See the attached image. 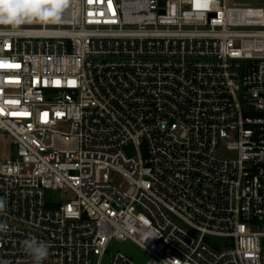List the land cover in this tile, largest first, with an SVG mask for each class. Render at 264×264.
<instances>
[{
    "label": "built area",
    "instance_id": "1",
    "mask_svg": "<svg viewBox=\"0 0 264 264\" xmlns=\"http://www.w3.org/2000/svg\"><path fill=\"white\" fill-rule=\"evenodd\" d=\"M26 5L0 24V264H32L29 237L43 264H136L114 241L147 264H264L258 0Z\"/></svg>",
    "mask_w": 264,
    "mask_h": 264
},
{
    "label": "clouds",
    "instance_id": "2",
    "mask_svg": "<svg viewBox=\"0 0 264 264\" xmlns=\"http://www.w3.org/2000/svg\"><path fill=\"white\" fill-rule=\"evenodd\" d=\"M28 5L26 4H19V5H10V4H3L2 7H0V24H16L15 20H12L9 18V13L12 12L14 8H24ZM48 11L43 12L42 15L33 17V20H51L55 16L54 10H52L51 5L48 6ZM48 13H51L52 15H47ZM47 16V18H45ZM21 23L26 22L25 20H20ZM6 210V201L3 198H0V214H3ZM8 231V225L6 223L0 222V232H7ZM157 235H150L145 238L148 239L149 237H153ZM23 250L30 256L32 260V264H43V262L48 258L49 256V245L42 240L37 239L36 237H29L28 239H25L22 241Z\"/></svg>",
    "mask_w": 264,
    "mask_h": 264
},
{
    "label": "rangeland",
    "instance_id": "3",
    "mask_svg": "<svg viewBox=\"0 0 264 264\" xmlns=\"http://www.w3.org/2000/svg\"><path fill=\"white\" fill-rule=\"evenodd\" d=\"M258 3L264 7V0H258ZM12 139L9 135L0 132V159H9L11 156V145ZM223 158H231L232 155L229 153H223ZM117 253H122L133 260L136 264H147L149 256L145 251L138 247L133 242H117L114 241L107 253V257L116 255ZM107 262V260H106Z\"/></svg>",
    "mask_w": 264,
    "mask_h": 264
},
{
    "label": "snow or ice",
    "instance_id": "4",
    "mask_svg": "<svg viewBox=\"0 0 264 264\" xmlns=\"http://www.w3.org/2000/svg\"><path fill=\"white\" fill-rule=\"evenodd\" d=\"M39 3H51L54 2V0H37ZM62 2V0H61ZM93 0H89V3H92ZM0 3L2 4H10V5H19L21 3L27 4L29 3V0H0ZM109 7H111V0H109ZM13 16H15V12L12 10ZM91 15V13H89ZM47 15H52L51 13H48ZM47 18V16H45ZM58 18V17H57ZM0 66H2V63H0ZM15 67H18V65H15Z\"/></svg>",
    "mask_w": 264,
    "mask_h": 264
},
{
    "label": "water",
    "instance_id": "5",
    "mask_svg": "<svg viewBox=\"0 0 264 264\" xmlns=\"http://www.w3.org/2000/svg\"><path fill=\"white\" fill-rule=\"evenodd\" d=\"M235 3H240V4H255L256 0H234Z\"/></svg>",
    "mask_w": 264,
    "mask_h": 264
}]
</instances>
